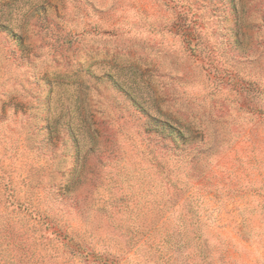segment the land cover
Wrapping results in <instances>:
<instances>
[{
    "label": "rangeland",
    "instance_id": "1",
    "mask_svg": "<svg viewBox=\"0 0 264 264\" xmlns=\"http://www.w3.org/2000/svg\"><path fill=\"white\" fill-rule=\"evenodd\" d=\"M93 257L264 264V0H0V264Z\"/></svg>",
    "mask_w": 264,
    "mask_h": 264
},
{
    "label": "trees",
    "instance_id": "2",
    "mask_svg": "<svg viewBox=\"0 0 264 264\" xmlns=\"http://www.w3.org/2000/svg\"><path fill=\"white\" fill-rule=\"evenodd\" d=\"M183 19V18H182ZM181 34L182 36L185 37V41L188 45V49L192 52V54H195L197 49V33H196V29H194L193 26L187 24V22H183V26L181 28ZM188 35V36H186ZM195 41V43H194ZM152 120H155L154 118H151ZM79 257L81 258L82 262L84 263H88L89 260L92 258V254H85V253H80ZM205 259H207V255L204 254ZM93 259H95L96 262H99L101 264H116L114 260L109 261L107 258H100L99 257H93ZM102 259V260H101ZM205 261V260H204ZM111 262V263H110Z\"/></svg>",
    "mask_w": 264,
    "mask_h": 264
}]
</instances>
